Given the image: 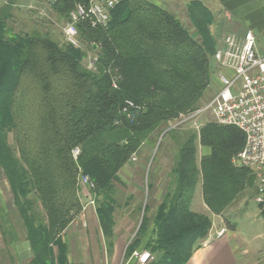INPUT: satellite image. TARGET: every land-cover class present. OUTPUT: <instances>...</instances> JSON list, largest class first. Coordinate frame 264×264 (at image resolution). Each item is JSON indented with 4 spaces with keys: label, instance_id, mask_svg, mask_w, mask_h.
Here are the masks:
<instances>
[{
    "label": "trees",
    "instance_id": "1",
    "mask_svg": "<svg viewBox=\"0 0 264 264\" xmlns=\"http://www.w3.org/2000/svg\"><path fill=\"white\" fill-rule=\"evenodd\" d=\"M27 1L0 0V167L30 243L26 264H77L66 234L83 211L82 174L94 183L90 191L111 253L121 205L116 191L125 185L120 171L153 132L202 107L217 47L209 28L213 17L202 1H192V32L153 1L125 0L106 26L80 22L82 46L76 47L37 31L13 32L14 7ZM42 1L67 22L77 3L90 0ZM88 51L94 56L84 62ZM129 101L141 106L133 118L123 111ZM170 131L175 129L165 135ZM180 133L174 137L173 188L154 219L147 247L154 260L147 264H187L208 237L211 218L191 209L198 182L216 214L257 188L256 174L232 161L246 140L240 128L208 120ZM198 144L210 148L200 161ZM260 208L264 218V203ZM146 211L147 204L139 231L149 223ZM3 212L0 206V218ZM0 228L7 244L19 240L8 226ZM141 237L129 244V256Z\"/></svg>",
    "mask_w": 264,
    "mask_h": 264
},
{
    "label": "rangeland",
    "instance_id": "2",
    "mask_svg": "<svg viewBox=\"0 0 264 264\" xmlns=\"http://www.w3.org/2000/svg\"><path fill=\"white\" fill-rule=\"evenodd\" d=\"M125 0H122L123 2ZM154 3L160 5L163 8L169 9L173 13L177 15H183L187 13L186 7L189 6L194 0H150ZM205 2L207 7L209 8L212 17L216 16L219 9H217L218 5L214 4L218 0H200ZM14 15L15 19L9 22L10 27L13 32H29L32 33L34 31L40 32L42 34H48L53 39L57 40L60 43H64L65 34L64 27L66 25V20L59 18L57 13H55L49 3L44 2L42 0H30L27 2H21L14 7ZM194 29V28H193ZM95 46H97L95 44ZM91 56H94V52L88 51V58L84 61L90 59ZM212 82L208 88V91L205 94V98L202 101V106L211 98V96L221 87V83L219 80V76L217 74L219 70V65L216 63L214 56H212ZM215 121V118L212 112L207 111L201 114L192 113L190 115H182L180 119L171 121L168 124L162 125L159 129H157L151 137L144 141L139 147L138 152V160L133 161L129 170L123 169L121 172L124 177V188H129V191H124L121 188V185L118 184L120 192L117 195L118 199L124 201L125 195L128 196L131 190H134L135 199H131L130 209H135L133 215L129 214L130 209L126 210V208L119 209L117 208V213L120 214V218H117L118 224L121 225L122 222L125 223L126 226L131 229V236L128 237L127 241L122 244L121 251L119 252L117 259L113 262V264H140L137 258L132 255L129 256L127 249L131 242L134 239L139 238L140 233L142 234L141 242L137 245L132 243V247L135 246V250H148L147 247L149 245V233H153V228L155 227V217L157 215L158 209H156V205L154 204L152 210L148 209L146 211V217H148L149 223L147 224V228L144 231H139L143 216L145 214V205L146 203H150L149 198V181L153 171L159 165V161L162 160L161 165L165 167V172L171 171L173 165L175 163L177 144L174 137L180 136V132H184L190 129L198 130L203 123L207 121ZM175 129V132H169L165 135V133L170 130ZM11 144H14L13 136H10ZM206 147L198 144V153L197 157L200 161L201 156L206 153ZM166 157V158H165ZM129 164V166H130ZM170 166V167H169ZM85 175V174H82ZM173 175V173H172ZM132 176V178H131ZM174 178V177H172ZM173 181V180H172ZM171 181V182H172ZM158 179L155 181V185L158 186ZM257 184V177H256ZM144 188V191H142ZM200 189L201 184L197 187V193L194 195L195 200H199L200 197ZM82 199H83V211L81 216H79L68 228L67 230V239L71 246L70 258L73 262L79 264H104L106 263L105 259L101 258L97 263L92 258V253L90 252V243L88 240V206H92L96 209V203H90L89 200H94V194L91 193L90 189L81 186ZM132 196V197H133ZM257 197V188H250L241 194L234 202H232L229 206H227L223 212L220 214L224 223L226 219L229 223L234 225L239 234L243 237H247L249 241V248L251 251H255L256 248L262 243H264V218L260 216L261 208L260 202L256 200ZM197 203V202H196ZM0 206L4 209L0 218V224L3 223V226H8L11 230H14L18 234V241L26 240V229L24 227V223L20 217V214L17 210V207L14 203V195L11 190L10 184L7 180L6 174L3 169L0 167ZM85 206V208H84ZM132 206V207H131ZM208 215L212 220V225H214L215 220H219L213 215V212L206 211L203 212ZM257 213V214H256ZM129 216V218H128ZM214 220V221H213ZM255 233H261L262 239H254ZM129 238H131L129 240ZM149 239V240H148ZM134 245V246H133ZM15 244L12 246L7 244L3 240L2 230L0 228V264H18V258L14 252ZM264 249V247H262ZM14 250V251H13ZM134 250V251H135ZM151 261L154 260V256L151 254ZM32 257V256H31ZM30 257V258H31ZM5 259V261H4ZM149 260V261H150ZM29 261V260H28ZM24 262L23 264H26ZM109 264L110 261L108 262ZM148 263V262H147ZM146 263V264H147Z\"/></svg>",
    "mask_w": 264,
    "mask_h": 264
},
{
    "label": "built area",
    "instance_id": "3",
    "mask_svg": "<svg viewBox=\"0 0 264 264\" xmlns=\"http://www.w3.org/2000/svg\"><path fill=\"white\" fill-rule=\"evenodd\" d=\"M122 0H90L88 4L77 3L64 27L65 41L80 47L78 24L87 21L92 27L106 26L112 10ZM214 59L219 65L217 72L221 87L196 112H212L215 121L240 128L246 137L243 148L232 161L237 166L251 169L257 176L258 202L264 203V53L258 49L257 38L252 30L244 33L227 32L216 47ZM94 61L90 63V67ZM116 86V83H114ZM141 106L131 101L124 112L130 118ZM80 149H74L77 157ZM137 154L131 157L136 161ZM80 185L91 189L93 181L82 175ZM94 203V200H89ZM85 208V206H84ZM140 264L151 259L149 250H135L132 254Z\"/></svg>",
    "mask_w": 264,
    "mask_h": 264
},
{
    "label": "crops",
    "instance_id": "4",
    "mask_svg": "<svg viewBox=\"0 0 264 264\" xmlns=\"http://www.w3.org/2000/svg\"><path fill=\"white\" fill-rule=\"evenodd\" d=\"M203 3L207 7L205 2ZM214 4L218 5L217 9L219 10H217V15L214 16L210 21L209 28L216 40L217 45L221 43L223 36L227 32L235 31L238 33H244L247 30H252L256 35L259 51L261 53H264V0H218L216 3L214 2ZM186 9L187 13L178 16L192 32H195V27L188 13V6L186 7ZM208 149L209 150L206 149L207 151L204 154L210 152V148ZM136 160H138V157ZM132 162L133 161L131 160L123 168L124 171H130V167H134V165L131 166L132 164H130ZM161 162L162 160L159 161V165L153 171L154 173H152V176L150 178L151 181H149L148 200L150 201V203H146L149 210H152L154 204H157L156 209H158L164 197L173 188V181L175 179V176L172 175V169L171 171L167 169L168 171L165 172V167H162L163 165H161ZM123 169L120 171L119 175L121 179L124 180V177L122 176L123 174L121 173ZM156 179H158L159 181L158 186L155 185ZM199 184H201V198L196 201L194 198L195 196L193 197L191 209L198 213H203L206 211L213 212L204 201L201 181L198 182L194 195L197 193V187ZM124 187L125 186H121V188L124 189L125 192L129 191V188ZM142 189V191H144V188ZM120 192L121 191L118 187L116 194L120 195ZM125 192H121L122 195H124ZM126 195L124 201L120 202L121 205L119 206V209H130V200L135 199V196H133L134 190H131L128 196ZM87 210L89 214V227L87 229L88 234L86 233V236H88V240L90 243L89 245L90 252L92 253V258L96 263L101 258H103L107 260L104 264H109V261L111 264H113V262L117 259L119 252L121 251L122 244L127 241L129 236H131V229H129V227L126 226L124 222H122L121 225L118 224L117 218H120V214L116 211L114 234L112 237L113 250L111 253H109L106 248L105 237L103 236L100 228L96 209L89 205ZM134 212V208L130 209L129 214L133 215ZM203 214L206 215V213ZM213 215H215L219 220H215V223L214 225H212L208 237L202 241L201 247L194 250L187 264H264V249L262 248L264 247V243L258 246L255 251H251L248 247L249 241L246 236H241L235 227L232 228L228 225L226 220H224L223 223V220L221 218L222 216L220 214H216L213 212ZM152 235L153 233L150 232L149 239L152 237ZM260 235L261 233H255L253 235L254 239H262L263 237ZM130 239L131 238H129V240ZM12 249L16 251L14 252V254H16L18 257L15 258L18 260V264L28 262V260L32 256L30 243L27 239L21 242H15V248L13 247Z\"/></svg>",
    "mask_w": 264,
    "mask_h": 264
}]
</instances>
